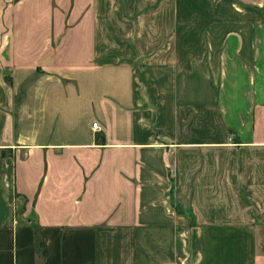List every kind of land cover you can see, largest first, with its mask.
Here are the masks:
<instances>
[{
  "label": "crops",
  "instance_id": "obj_1",
  "mask_svg": "<svg viewBox=\"0 0 264 264\" xmlns=\"http://www.w3.org/2000/svg\"><path fill=\"white\" fill-rule=\"evenodd\" d=\"M44 1L0 0V264H264V0Z\"/></svg>",
  "mask_w": 264,
  "mask_h": 264
},
{
  "label": "rangeland",
  "instance_id": "obj_2",
  "mask_svg": "<svg viewBox=\"0 0 264 264\" xmlns=\"http://www.w3.org/2000/svg\"><path fill=\"white\" fill-rule=\"evenodd\" d=\"M13 3H14V5L16 3H18V6L21 7V10H22V8L23 9L25 8V10H26L29 6L38 7V6L45 5V1L44 0H36V1L35 0H33V1L32 0H4L5 9L11 8ZM4 17H5V23H6V22H8V19L11 17V15L8 16V15L4 14ZM37 17L39 18L40 16H37ZM41 17H43V16H41ZM18 18H19V21L21 23V29L25 25L27 26L26 28H28L29 23H31L33 25V23L35 22L34 21V19H35L34 16H28L27 14H24V13L23 14L20 13ZM263 244H264V241H263Z\"/></svg>",
  "mask_w": 264,
  "mask_h": 264
},
{
  "label": "built area",
  "instance_id": "obj_3",
  "mask_svg": "<svg viewBox=\"0 0 264 264\" xmlns=\"http://www.w3.org/2000/svg\"><path fill=\"white\" fill-rule=\"evenodd\" d=\"M93 128L97 129L98 128V122L93 123Z\"/></svg>",
  "mask_w": 264,
  "mask_h": 264
}]
</instances>
